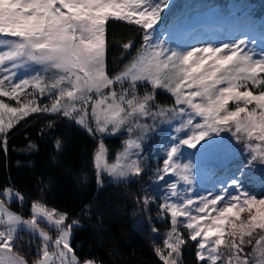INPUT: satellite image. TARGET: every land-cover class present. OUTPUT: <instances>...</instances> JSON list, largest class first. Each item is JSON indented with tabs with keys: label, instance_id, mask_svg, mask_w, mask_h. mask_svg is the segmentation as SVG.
Listing matches in <instances>:
<instances>
[{
	"label": "trees",
	"instance_id": "trees-1",
	"mask_svg": "<svg viewBox=\"0 0 264 264\" xmlns=\"http://www.w3.org/2000/svg\"><path fill=\"white\" fill-rule=\"evenodd\" d=\"M26 2L0 0L1 36L20 40L24 15L12 9ZM99 29L104 78L130 66L146 31L162 37L155 86L111 84L122 126L105 135L89 104L72 107L56 71L19 82L0 70V193L20 195L8 205L22 216L31 203L61 214L78 261L220 264L203 249V234L211 236L204 223L217 213L201 217L195 208L220 200L241 218L264 197V171L244 134L230 133L241 112L264 120V0H133ZM141 102L144 116L130 113ZM122 137L140 145V173L98 184V142L111 158ZM255 232L256 241L264 235ZM37 242L19 231L11 250L30 264Z\"/></svg>",
	"mask_w": 264,
	"mask_h": 264
},
{
	"label": "rangeland",
	"instance_id": "rangeland-1",
	"mask_svg": "<svg viewBox=\"0 0 264 264\" xmlns=\"http://www.w3.org/2000/svg\"><path fill=\"white\" fill-rule=\"evenodd\" d=\"M132 1L27 0L25 4L18 3L12 11L14 15H24L23 31L18 35L21 41L14 36L0 35V70L10 77L23 76L24 79L36 71H56L64 81L60 89L71 88L72 107L85 108L89 104L99 132L121 134L119 114L107 89L113 83L135 81L154 87L162 39L158 34L146 31L141 51L130 66L114 78H104L101 74L99 21L106 14L115 13L117 7H124ZM144 104L138 103L130 113L143 117ZM84 116L85 113L81 123ZM230 133L232 136L244 134V149L257 159L259 169L264 171V120L250 111L241 112L231 121ZM234 137L232 140L237 138ZM140 150L135 140L124 137L116 153L109 158L99 141L94 157L98 184L139 174ZM21 200L19 194L8 189L0 193V264H26L11 250L12 241L19 231L27 232L38 240L37 256L30 264H95L92 260L78 261L75 258L69 246V227L64 224L61 214L31 203L29 215L22 216L8 205L12 201L20 204ZM206 209L217 213V218L204 223L211 236L203 234L206 235L203 239L206 248L203 249L211 260L219 259L220 264H264V235L257 241L253 239L255 231L260 228L264 231V197L255 199L241 218H236L233 208L220 200L217 203L213 199L206 200L195 208L201 217H204ZM199 225V229L204 227Z\"/></svg>",
	"mask_w": 264,
	"mask_h": 264
}]
</instances>
